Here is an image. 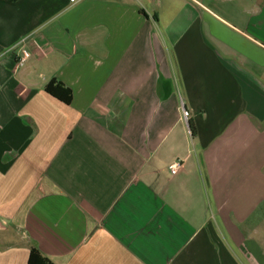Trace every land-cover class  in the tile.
<instances>
[{
	"label": "crops",
	"instance_id": "obj_1",
	"mask_svg": "<svg viewBox=\"0 0 264 264\" xmlns=\"http://www.w3.org/2000/svg\"><path fill=\"white\" fill-rule=\"evenodd\" d=\"M33 247L264 264V0H0V264Z\"/></svg>",
	"mask_w": 264,
	"mask_h": 264
},
{
	"label": "trees",
	"instance_id": "obj_2",
	"mask_svg": "<svg viewBox=\"0 0 264 264\" xmlns=\"http://www.w3.org/2000/svg\"><path fill=\"white\" fill-rule=\"evenodd\" d=\"M45 92L65 105L73 102V92L64 83L53 79L45 87ZM191 130L196 134V127L191 123ZM27 264H54L49 258L45 257L40 250L33 247L30 251Z\"/></svg>",
	"mask_w": 264,
	"mask_h": 264
},
{
	"label": "built area",
	"instance_id": "obj_3",
	"mask_svg": "<svg viewBox=\"0 0 264 264\" xmlns=\"http://www.w3.org/2000/svg\"><path fill=\"white\" fill-rule=\"evenodd\" d=\"M68 1H69L70 3H72V4H75V3H78V2H80V1H82V0H68ZM28 58H29V53L26 52V51H24V52H23V56L21 57V59H20V61H19V65L22 66V65H23V62H24L26 59H28ZM184 117H185L186 121L188 122V121H189V118H190V112H189L188 110H185V111H184ZM178 169H179V164H175V165L173 166V172L176 173Z\"/></svg>",
	"mask_w": 264,
	"mask_h": 264
}]
</instances>
